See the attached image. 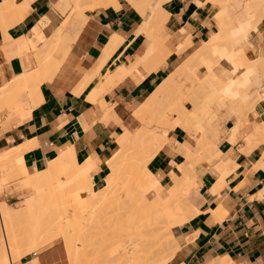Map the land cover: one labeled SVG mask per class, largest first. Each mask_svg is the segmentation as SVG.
<instances>
[{
	"label": "crops",
	"instance_id": "0c3cea01",
	"mask_svg": "<svg viewBox=\"0 0 264 264\" xmlns=\"http://www.w3.org/2000/svg\"><path fill=\"white\" fill-rule=\"evenodd\" d=\"M69 1L72 0H0V93L19 76L36 72L41 63L38 64L37 55L45 58L50 40L60 27L61 30L66 26V38L63 30L64 40L60 43L62 52L59 47L57 55L55 51L53 54L59 65L40 83L36 97L41 96L35 107L23 115L13 106L5 107L6 102L0 100V153L25 148L15 160L21 171L16 179L20 180L23 173L32 175L46 170L51 161L74 148L78 164L89 159L94 162L91 185L98 190L106 183L111 171L107 160L116 150L117 138L124 133L130 114L218 30L216 7L206 0H165L162 6L169 16L166 30L171 35L170 46L174 48L187 39L192 45L182 54L173 50L164 63L149 71L141 61L147 35L142 31L145 16L139 9L128 0H118L115 5L85 9L84 17L72 12L74 5ZM243 18L234 9L229 28ZM249 38L264 53V18L249 33ZM25 41L27 49L22 47L21 42ZM42 46L45 54H41ZM37 49H41L38 54ZM224 61L227 60H221L213 68L215 74L229 70L222 65ZM93 95L97 97L94 100L90 99ZM249 116L261 122L264 101ZM236 120L232 114L224 121L217 141L218 156L195 165L197 187L191 199L196 214L173 227L180 248L167 264H264V141L256 143L257 146L254 138L248 139L251 125L234 141L229 132ZM168 136L176 143L185 140L195 143L193 136L180 126L171 129ZM185 161L181 153L172 156L160 150L148 163V169L167 186L173 174H181L177 164ZM18 184H11L0 196L14 207L27 194ZM65 247L64 241L55 242L22 255L13 264H69Z\"/></svg>",
	"mask_w": 264,
	"mask_h": 264
},
{
	"label": "bare ground",
	"instance_id": "6f19581e",
	"mask_svg": "<svg viewBox=\"0 0 264 264\" xmlns=\"http://www.w3.org/2000/svg\"><path fill=\"white\" fill-rule=\"evenodd\" d=\"M164 1L128 0L145 16L142 31H145L147 35V48L141 61L146 63L149 71L164 63L173 50L182 54L192 45L187 39L179 42L174 48L170 46L171 35L166 30V21L169 16L163 9ZM206 1L216 7L215 19L218 30L183 60L156 91L130 114V121L124 126V133L117 138L118 146L107 160L111 171L103 187L98 190L92 189L91 172L95 166L94 162L89 159L82 165L78 164L74 157V148H71L51 161L46 170L32 175L23 173L22 183L25 185V190L30 191L31 194L26 197L22 206L12 208L5 201L0 202V264H13L22 255L39 250L61 238L67 246L65 248L69 253L70 264L85 262V264H98L104 261L108 256L99 261L100 257L96 258L97 255L94 259L88 258L86 256L88 252L85 251L91 245L93 249V246H97L95 243L99 244L101 240H107L106 243L103 241L105 244L108 241L111 242L112 247L108 242L111 247V250L108 248L111 253L108 252L110 258L111 255L117 258L116 254H119V258L115 259L116 264L117 262L119 264H167L178 253L180 244L173 233V227L184 224L196 214V207L191 199L192 191L197 187L195 165L203 160L212 161L218 156L217 141L224 121L232 114L236 116L234 126L230 132L228 131L234 141L238 134L243 135L248 131L249 125L252 126V131L248 139L254 138V144L264 141V118L257 123L249 116L253 110L248 109L251 107L247 108V104L249 106L254 98L258 99V103L264 101V54L261 48L249 38V33L256 30L264 18V0ZM69 2L74 5L72 12L76 11L84 15L85 9L115 5L118 0H72ZM232 2L240 6L245 5V10H243L244 18L239 19L235 27L229 28L233 20V9L230 7ZM66 5L71 6L68 3ZM60 28L53 40H50L51 46L46 57L41 55L44 59L39 55V50L43 51V46L46 50L47 43H44L41 49H37L38 64L41 61L38 66L41 70L36 68L35 73L34 70L31 71L33 73L26 72L16 80L14 79L12 84H7L1 89L0 100L6 102L5 107L13 106L22 114L28 113L33 106L35 107L37 98L41 96L36 97L39 95L37 93H40L38 91L40 83L59 65V61L53 54L55 51L57 55L56 49L61 48L60 43L64 40L62 31L66 29V26L61 30ZM65 34L64 30L66 38ZM27 41L21 42L22 47H28ZM60 50L61 54L62 48ZM42 51L41 54H45ZM223 59L229 61L233 68L222 74H215L213 68ZM119 76H121L120 72ZM115 77L118 79L117 76ZM184 78H189L191 81V87L189 86L188 90L182 87ZM252 89L254 93L258 92V95L254 94L250 99L253 94ZM95 97L93 95L90 99L94 100ZM254 104L257 106V102ZM1 108L4 107L1 106ZM176 126L182 127L186 134L193 132L195 143L190 144L186 140L176 143L173 138H170L167 129H173ZM234 141L229 142L234 143ZM175 144L176 149L173 147ZM251 147L249 146V149L254 148ZM24 150L25 148L20 146L0 153V164L3 163L0 165V189L7 175L13 174L11 176L13 177L21 174L18 168L15 170V160ZM160 150H165L172 156L181 153L186 159L185 162L177 164L181 174H173L172 181L167 186H163L160 179L148 169V163ZM220 165L223 166V163ZM4 168L10 170V174ZM76 187L77 189H73ZM75 190L80 199L77 204L71 202L74 198L71 197L73 196L71 191ZM114 201H118L115 202L117 210L123 208L122 211H126L124 216L118 214L121 210L117 211L114 208L115 205L111 203ZM110 204L112 207H109ZM83 205L91 206L90 213L84 215L80 210L77 212L78 215L77 213L73 215V211L77 207L81 209ZM73 206L76 208L74 209ZM108 208L115 209L116 212L110 211L112 213L110 216ZM116 213L125 218L117 216L118 219H116ZM118 222L119 225L121 222H124L121 224L125 227L127 225L128 229H124L122 225L119 228L128 230L127 235L124 231L120 234L117 228ZM109 229L111 232L108 234ZM129 229L134 235H138L133 237ZM116 233H119L120 238L130 237L127 241L123 237L125 242L121 243L118 236H115ZM118 241L120 243L116 244L115 242L118 243ZM83 242L90 245L87 247L85 244L83 248L81 246ZM101 244L98 247L101 248L103 246ZM108 260L109 257L107 262ZM112 260L109 261L114 263Z\"/></svg>",
	"mask_w": 264,
	"mask_h": 264
},
{
	"label": "rangeland",
	"instance_id": "374dc122",
	"mask_svg": "<svg viewBox=\"0 0 264 264\" xmlns=\"http://www.w3.org/2000/svg\"><path fill=\"white\" fill-rule=\"evenodd\" d=\"M98 7H100V6H98ZM230 7H231L233 10L237 8V9L239 10V12L244 16V12H243V10H245V5H244V6H240V5H238L237 3L232 2V3L230 4ZM262 53H263V51H262ZM263 54H264V53H263ZM222 65L225 66V67L228 68V69H232V68H233L232 64H230L228 61H224V62H222ZM181 84H182V87L184 88V90H188V89H190V87H191V86H190V85H191V81H190L189 78H184V79L182 80V83H181ZM189 86H190V87H189ZM252 90H253V89H252ZM252 93H253V94H252V97H250V99L253 98L254 94H257V95H258V92H255V93H254V90L252 91ZM255 96H256V95H255ZM256 97H257V96H256ZM257 98H258V97H257ZM253 100H256V101H253ZM250 101H251V100H250ZM255 102H257L256 105H258V99H255V98H254V99H252V101L249 103V106H248V104H247V108H248V107H251V109H250V108H248V109L254 111L255 108H256V106H255V104H254ZM254 106H255V107H254ZM255 113H256V112H255ZM23 115H24V114H23ZM170 130H171V128H168V129H167V134L169 133ZM189 133H190V132H189ZM192 133H193V132H192ZM192 133H190V134L193 136L192 139L195 140V137H194V135H193ZM1 164H3V163H1ZM1 164H0V165H1ZM16 168H17V167H15V170H16ZM4 170H6V168H4ZM15 170H14V171H15ZM6 172H7L8 174H10V173H9L10 170H9V171L6 170ZM6 172H5V173H6ZM5 173H4V175L6 176L7 173H6V174H5ZM12 175H13V174H11V176H12ZM18 175H20V174H18ZM18 175H17V176L14 175L13 177H11L10 175H7V179L4 181L3 186H2V188L0 189V196L4 193V192H3L4 190H7V191H8V190L10 189V185L13 184V183H15V182H18V183H19V184H18V187L23 188V189L25 190V185L22 183L21 178H20V180H17V179H16L17 177H19ZM9 176H10V177H9ZM8 177H9V178H8ZM10 178H11V179H10ZM9 179H10V180H9ZM7 180H8V181H7ZM5 182H6V183H5ZM10 183H11V184H10ZM20 183H21V184H20ZM117 186H118V185H116V187H117ZM120 186H121V185H120ZM122 186H123V185H122ZM122 186H121V187H122ZM73 189H77V187H76V188H73ZM73 189H72V190H73ZM76 191H77V190H75L74 192L71 191V193L73 194V196H71V197H74L73 200H71V202H76V204H77V201L80 200V199L78 198L79 195L76 194V193H77ZM26 192H27V194L24 196L23 201H22L21 203H19V204L17 205V207L12 206V205L9 204L8 202H6V203L9 204L12 208H18V207L22 206V205L24 204V200L26 199V197H27L28 195L31 194L30 191H29V192L26 191ZM75 192H76V193H75ZM120 192H122V191H120ZM122 193H123V192H122ZM72 194H71V195H72ZM76 196H77V197H76ZM110 197H111V195H110ZM121 199H123V198L121 197ZM116 200H117V199H116ZM2 201H5V200L2 199V198H0V202H2ZM111 201H112V200H111ZM115 202H116V201L111 202V203L113 204V206L115 205ZM117 202H118V201H117ZM117 202H116V203H117ZM72 205H73V204H72ZM110 205H111V204H110ZM118 206H119V205H118ZM81 207H82V206H81ZM109 207H112V205L109 206ZM73 208L75 209L76 206H75V207L73 206ZM114 208L116 209V208H118V207L115 205ZM119 208H120V207H119ZM90 209H91V206H90V205H83V207H82L81 209L77 207V208L73 211V215H76V213H77L78 211H80V210H82V212L84 213V215H88V214L90 213ZM115 209H112V210L115 211ZM108 210H109V212H110V211L112 212L111 208H108ZM116 210H117V209H116ZM120 210H121V213L119 212L118 214L124 216V214H125L124 212H126V211L124 210V212H123V211H122L123 208H120ZM120 210H117V211H120ZM111 212L109 213V215H110V214L112 215ZM115 212H116V211H115ZM122 212H123V214H122ZM86 213H87V214H86ZM113 214H114V213H113ZM118 214H117V213L115 214V215H116V216H115L116 219H118V218H117V216H119ZM77 215H78V213H77ZM111 215H110V216H111ZM113 217H114V215H113ZM119 218H125V217H120V216H119ZM113 219H114V218H113ZM114 220H115V219H114ZM121 220H123V219H121ZM115 221H116V220H115ZM121 223H124V222H121ZM121 223H120V225H119V222H118V225H117V228H118V230L120 231V234L122 233V231H124V229H128V227H127L126 224H125V225H126V227H125V226H124L123 224H121ZM121 225L124 226V229H123V230H122V229H119ZM121 228H123V227H121ZM97 229H98V228H97ZM97 229H96V231H98ZM106 229H107V227H106ZM129 230H130V229H129ZM93 231H95V229H93ZM107 231H108V234L111 232L110 229L107 230ZM119 231H117V232H119ZM125 231H126V230H125ZM125 231H124V233L127 235V234H128V233H127L128 230H127L126 232H125ZM98 232H99V231H98ZM115 232H116V231H115ZM130 232H131V230H130ZM95 233H96V232H95ZM95 233H94V235H95ZM131 233H133V232H131ZM98 234H99V233H98ZM105 234H107V232H105ZM118 234H119V233H118ZM118 234L116 233L115 236H118ZM100 235H101V234H100ZM100 235H99V236H100ZM122 235H124V234H122ZM122 235H121V236H122ZM129 235H130V233H129ZM132 235H133V237H134V236H136V235H138V234H135V235H134V233H133ZM132 235H131V236H132ZM115 236H114V237H115ZM123 237H124V236H123ZM123 237L120 238V236H118L119 239H118V238H117V239H118V240H121V243H124L125 241H123ZM127 237H128V238H127ZM129 237H130V236H126V238L124 237V239H126V241H127V239H129ZM99 238H100V237H99ZM100 239H101V238H100ZM114 239H115V238H114ZM117 239H116V241H117ZM89 241H90V240H89ZM95 241H96V240H95ZM99 241H100V240H98V242H99ZM103 241H104V240H103ZM103 241L101 240V241L99 242V244H98V243H95V244H97V246H93V247H94L93 249H92V245H91L90 247H88L90 244L88 245V244L85 243L86 246H87L88 248H90V249L87 248V250H85V251L88 252V253L85 252V254L87 253L86 256H87L88 258H91V257H92V259H94L95 256L97 255L96 258H97V257H100V258H98L99 261L105 259L106 256L109 257V260H112V258L115 257V258H113V260H112V262H114V263H111L109 260H108V262H107V258H108V257H106V259H105L106 261H105V260H104V261H100L101 263L98 261V262H99L98 264H106V263H107V264H109V263H111V264H116V262H115L116 260H115V259H118V258H119V257H118L119 254H116V253H117V252H116L115 254L117 255V258H116V256H113V255H111L112 257L110 258V255H109V253H110V252H109V249L111 250V247H112V246H111V242L108 241L110 244H109L108 242H107V244H105L107 240L104 241L105 243H104ZM114 241H115V240H114ZM122 241H123V242H122ZM55 242H60V243L63 244V240H62V238H61V239H58V240H56V241H54V242H52V243H55ZM86 242H87V241H86ZM91 242H92V241H91ZM102 242H103L105 245H104ZM52 243H49V244H47L46 246H49V245H51ZM87 243H90V242H87ZM101 243L103 244V246H101V248H100V247H98V246H99ZM115 243H116V244H119L120 242L118 241V243H117V242H115ZM115 243H114V244H115ZM83 244H84V242H83ZM83 244H81L82 247L85 246V244H84V245H83ZM91 244H92V243H91ZM95 244H93V245H95ZM102 244H101V245H102ZM108 244H109L111 247H110ZM107 245H108V246H107ZM46 246H45V247H46ZM81 246H80V248H82ZM102 247H103V249H102ZM105 247H106V249H105ZM83 248H84V247H83ZM108 248H109V249H108ZM91 249H92V250H91ZM101 249H102V250H101ZM88 250H89V251H88ZM103 250H104V251H103ZM94 251H95V252H94ZM99 251H102V252L100 253ZM91 252H92V253H91ZM105 252H106V253H105ZM108 252H109V253H108ZM97 253H98V254H97ZM118 253H119V252H118ZM101 254H102V255H101ZM106 254H107V255H106ZM110 254H111V253H110ZM98 255H99V256H98ZM101 256H102V257H101ZM172 260H173V258H172ZM172 260H171V261H172ZM68 261H69V260H68ZM103 262H104V263H103ZM85 263H86V262H85ZM85 263H84V264H85ZM69 264H70V262H69ZM117 264H119V263L117 262ZM121 264H122V263H121ZM123 264H125V263H123Z\"/></svg>",
	"mask_w": 264,
	"mask_h": 264
}]
</instances>
